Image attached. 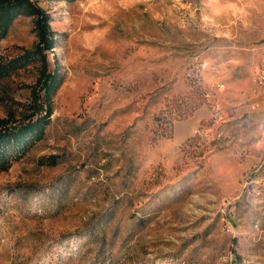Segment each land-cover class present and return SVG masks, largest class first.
Segmentation results:
<instances>
[{"label": "rangeland", "instance_id": "obj_1", "mask_svg": "<svg viewBox=\"0 0 264 264\" xmlns=\"http://www.w3.org/2000/svg\"><path fill=\"white\" fill-rule=\"evenodd\" d=\"M33 1L60 84L0 174V264H264V0ZM39 71L0 76V118L21 120Z\"/></svg>", "mask_w": 264, "mask_h": 264}, {"label": "trees", "instance_id": "obj_2", "mask_svg": "<svg viewBox=\"0 0 264 264\" xmlns=\"http://www.w3.org/2000/svg\"><path fill=\"white\" fill-rule=\"evenodd\" d=\"M20 16L33 17L38 42L16 59L0 62V76L8 77L30 62H38L40 71L32 86L30 101L23 105L21 120L15 121V116L0 118V174L43 138L53 114L52 96L60 84L59 71H50L47 55L56 47L52 17L38 3L33 0H0V40L8 35L15 19Z\"/></svg>", "mask_w": 264, "mask_h": 264}]
</instances>
